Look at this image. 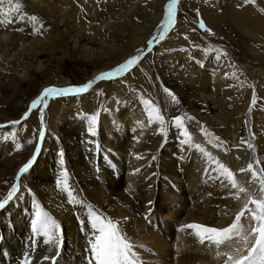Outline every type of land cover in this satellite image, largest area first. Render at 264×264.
<instances>
[{
    "label": "rangeland",
    "instance_id": "rangeland-1",
    "mask_svg": "<svg viewBox=\"0 0 264 264\" xmlns=\"http://www.w3.org/2000/svg\"><path fill=\"white\" fill-rule=\"evenodd\" d=\"M78 1L80 2V0ZM108 1L113 5L112 11L121 12L123 9L131 7L133 5V2L137 0H105V2ZM147 1L148 0H138L137 2L139 6L137 5V8L139 11L138 15H135V19L132 21L122 19L123 25L119 26L118 32L112 33L106 38L108 40H111L112 42L116 41V43L118 42V44H121L132 37L133 32L131 30V25L132 23H135L136 20H138L140 17H142L141 13L144 7L150 6L149 4L151 2L149 1L151 0H149L148 2ZM79 2L76 5V10L74 9L75 11H72V9L69 10L71 12L70 16H68L64 10V12L60 11V8L58 7L56 9L52 8L51 10L24 8L22 14L18 16L16 21L17 25H19L18 31L23 32L25 30H31L33 34L31 33V39H29V41H31L32 38L35 40H43V38L46 37L45 29L48 28V26L51 28L53 23L56 22L62 24L63 27L66 24L65 28L68 29L69 27H71V29L69 28V30L71 31L76 30L80 33H83L84 31V34L86 35L90 33L92 34L93 31L88 30L89 26H86L85 23L82 22L84 20H88L85 15L87 0H84V2ZM168 3L169 2L165 3L164 10H162V18L159 17L154 30H152V32H150L146 37V43H141L138 46L139 48L137 47V49H134L133 52H131L129 55L127 54L122 59V56L116 57L117 60H120L119 62H117L118 64L115 63L116 65L113 64L114 66L111 65V67L101 70L98 72V74H96L98 76L103 72H108L116 68L118 65L124 63L127 59L134 55L140 56V60L135 65L130 66L129 69H127L124 73L114 74L113 78L111 79L95 81V78L97 76H91L92 73L99 67V60L97 61V63L92 59H88V57H83V54H77L74 52H71V55L61 51L54 52V50L42 53L39 52L42 49V46H40L41 44L38 43V41L33 44V49L36 51L38 50L37 53L40 55L37 56V54H34L33 52L28 54L27 51V55L25 58L26 60L24 61L23 66H26L29 70L28 78L22 80V83L20 87H18L16 92L14 91L13 86L9 85L8 90H13V92L15 93L12 98H8L7 100H5L6 103H4L3 105L1 104L0 106V116L3 120V122H1V125H4V127H6L0 128V130H5L4 133L7 135V137H10L14 140V149L16 151V154L18 153L20 156L18 165V167L20 166L19 169L23 167V165L27 163V161L34 154L37 155V162L40 157L38 155L42 152L44 147V152H47L48 154L53 152L55 156L56 154L58 155L60 152H63L64 160H67L64 152L75 147L76 150L81 151L77 156V158L81 157V165H83L84 168H87L88 165H91V167H93L92 172L94 174V178L100 180L101 177L102 180L107 183V186H110L109 189H114L115 187V190L117 189L119 191H124L127 197H129L128 199L134 197V195L131 194V191L137 194L138 191L141 190L142 194V190H145L146 193L149 194L152 189H156V191H158L155 186L158 182L155 184H149V186L148 182L146 181L147 187L143 188V184H140L137 181L139 179H146V176L143 175L144 178L142 176L131 177L128 176L127 172H122L121 169L118 168L119 157L117 154L119 153V151L123 152L122 150H124L123 154L126 153L127 155L129 153L128 156L133 155V158H135L137 155L139 156L140 153L143 155V159H147V156H151L149 159H147V161H149L150 163L152 161V166L155 167L156 157L158 156L157 154L160 151L164 153V151L167 149V146L165 147V150L163 149V147L170 141L168 136H166L168 125L174 126L175 124H177L174 118L179 116L182 117V122L181 124H179V126L181 127V130L184 134L187 132V137H190V139L188 140L194 142L200 147H198L199 152L203 151L205 154L207 153L206 162L208 166L211 167L207 169V174L203 173V178L208 182V184L211 185L212 181L213 184H216L217 179H212L211 177H215L216 173L221 171L218 166L220 163H222L235 174V178L237 179L239 185L244 186L248 190V193L254 194L253 198H261V193L259 192V181L252 180L251 172L246 171L241 173L239 172V169L247 168L250 162H253V167L256 171H259L260 168H264V149H262V145L264 148V91H262V85L256 86V88L254 87L255 83L253 81V77L248 75L247 70L244 67L247 64H255L264 67V62H261L259 60V57L254 58V56L251 55L252 53L250 52L248 45L252 44V41L245 33L241 31V29H239L237 24L232 21L233 19L231 18V15L227 10V0H178L177 4L182 5V9L180 5H176V8L174 10L173 22L171 25H169V30L166 32L163 31V36H161V33L160 35L158 34L159 31L163 28L162 21L164 20V17L167 13ZM209 5H211V7L217 8L220 15L227 16L225 18V23L221 25L220 29H218V27L212 26V23H210L204 15V8ZM7 11H12V9H9V7H4L2 11L0 10V13H6ZM32 15H35L37 17V21L34 22L29 19V17ZM60 15L62 17H60ZM21 16H23V19L20 18ZM9 19L11 21L13 20L12 18ZM19 19L21 20L20 22ZM201 21H203L205 27L200 26ZM67 22L70 26H68ZM208 29H210L211 31H208ZM153 37H156V39H153ZM47 38L49 37L47 36ZM101 38L102 36H97L94 39V47L99 46V41L101 40ZM148 40H151L152 43L149 44ZM176 40H178V45H175ZM254 46H257V43H255ZM154 48L156 49V52L154 51L155 54L151 51ZM218 49L221 50V52H223L224 49L225 52H228L226 49H229L233 53V55L235 56L236 65L239 67L238 69L240 71V79L242 77L241 82L243 81V84H241L242 87H240L242 90V96L244 95V97L246 96L248 98V96L251 95L250 98H252V100L250 99L251 110L249 112L251 121H246L243 124L241 133L236 139L231 136V133L229 134L221 128L220 130L213 129L210 121L211 115L205 118L204 114L206 112V108L197 104L198 94L195 83L193 81L195 79V74L192 65L201 64L203 68L204 61L211 58V54L212 56L217 55ZM145 59H147L151 77H140L138 75L130 79L131 74H133L136 70L140 72L139 66L145 61ZM39 61L42 62L41 68L39 67ZM187 61L191 65H189ZM14 68L19 71L23 67L20 63L16 62ZM20 73L21 72H16V75L21 76ZM13 74L14 73H12V75ZM141 79L143 81H141ZM93 80L95 82L93 83L92 87L86 92L77 94L70 93L68 94L70 96H46V107L43 103L39 104L36 108H33L31 110L27 119H22L24 117V114L26 112H29V107L32 104V101L37 99V97L40 96L45 88H68L82 86L83 84ZM165 88L169 89L172 93L175 94V96L179 100V103H175L172 100V97L168 94V92L165 91ZM70 97H72L73 99ZM253 99H255V103H253ZM146 101H151L152 105L160 110V114L164 117V124H161L158 120L155 119H153V122L149 123V106L145 103ZM193 106L197 109V111L191 109ZM48 107L49 109L54 108L52 109V113L50 115V117L53 118L52 124L50 123L49 126H55V132L50 131L48 124L46 126L41 122V114H43L44 120V115L49 110ZM126 107H129L128 110H131V113L127 117V119H130L131 121L128 125H126L122 121L123 116L120 115V111L121 114H123V110ZM197 113L203 114L204 119L198 118ZM102 115H104L105 118H108V120L110 119V122H112V124H109L111 125V129L109 128L110 131L108 129L109 135L113 136V139L115 141L117 140V138L120 139L121 144L115 150L113 149V146L109 141L102 138V135L100 133L102 128L100 126L99 120L101 119ZM92 116L97 117V122L95 125H92L91 123ZM11 121H20V123L13 125L10 123ZM37 122H40V126L36 124ZM156 124L158 128L156 132L159 131L163 136V143L161 147H158L157 149H155L154 147L152 148L153 143L156 141V138L154 139L155 135L152 132V127ZM249 124L250 126L254 127L253 133L249 128ZM112 126L113 128H116V130H112ZM92 127H95V136H93L89 131V129ZM41 130H43L45 133L43 140H41L39 136ZM135 131L138 133H136ZM56 132L57 134H55ZM259 136H261L260 141H258ZM55 140H57L56 143H54ZM242 140L244 141V143H241ZM186 141L187 139L185 138V142ZM129 143L134 144L135 146L134 150L130 152L127 151V144ZM5 144L6 141L0 138V149H3ZM97 144L99 145V149L97 148ZM248 144H251L252 148H249ZM38 146L39 153L37 154L36 149ZM83 147L88 149L85 150ZM245 149H247L248 153L243 152ZM194 151L190 153V157H192V160L197 161V153H195ZM82 153H84L85 155H82ZM246 157H249L248 160H246ZM84 158L87 160H85ZM84 161L86 163L88 162L89 164H86ZM255 161H259V164H256ZM36 162L32 165V167L36 164ZM54 168L55 167L50 168L49 173H52L54 171ZM19 169H17L16 175H14L15 177L12 182L10 181L8 183V185H10L7 190L10 191L12 185L16 184L18 186L16 193L25 194L26 192H23L21 190L23 187L21 186L20 181L25 180L28 173H24L18 178L17 173H19ZM178 171L180 173V169ZM213 171L214 173H211ZM99 173L101 174V176L97 178ZM223 177L227 181V183L224 184V187L226 186L225 188H228V196H225L223 194V191L225 190L224 188L223 190L218 189L217 193L219 194V196H212L208 199H202L199 197V193L202 190L200 188L201 186H198L197 190H192L189 179L184 178L183 185H180V189L182 192H180V190L177 191L176 187L178 185L170 183L169 179H165L163 184V187L165 188L163 190V193L161 194L162 198H160V196L154 190L155 196L153 202L155 206L150 210V212H152V215L155 214V216H152L150 220L147 219V213L144 212L141 214V212H138L136 209H133L130 205H128L131 208L130 209L128 207L130 209V216L132 217V219H134L135 221L141 220V224L140 222H137L138 225L137 228H135L132 222L133 220L127 218L125 220V222L127 223L124 222L125 224L121 226L122 230L125 232L124 234H126V236L128 235L127 237H129L132 235V233L129 231L131 229H163V227L165 228V226L167 227L166 229L189 230L190 228L184 227L188 224H199L207 227L222 228V226L218 224L219 214L222 212L223 208L228 206V209L231 212L228 215L229 221L227 220L228 222L226 221L224 223L225 225L223 224V227H227L233 222L235 214L238 213L243 207V203L245 200H247L248 196L242 193L240 194V200L235 199L232 193L236 190L232 189L230 182L225 176ZM168 182L170 185L168 184ZM216 187L217 186L214 185V188ZM174 189H176L175 192L179 194V197L176 198V200H178L176 202L177 205H171V200L176 201L170 192V190ZM189 190L191 191L189 192ZM80 193L84 194L83 192ZM229 193L232 196L229 195ZM158 197L160 206L170 205L172 206V208L176 207L175 209L181 208L180 211L183 210V218H180L181 222H179L178 225H172L169 227L170 224L166 222L168 217H165V215H163V212H160L157 209L156 201ZM223 198L226 201H229L228 199H230L227 205L222 202ZM209 199L211 201H209ZM150 201L148 200L147 203H149ZM230 202H232V205ZM24 204V209L29 211L28 207L32 204V200L30 199V197H28L27 199L24 197ZM249 207L255 209L254 205H249ZM2 210L3 209H0V216H2ZM21 212L16 215V221L13 219V217L8 219L10 223L9 225L7 224L6 220L2 219L0 221V233H5L6 231L4 229H18V227L23 228V224L27 221L29 222L30 215H28V217L24 220L21 216ZM241 223H243L247 227L249 224L254 222L251 221V218L249 216L247 220L242 217ZM189 231L194 232V229ZM184 232L186 233L185 230ZM184 232V237H173L171 238L172 241L170 242V250L174 251L173 253L175 254L172 259L176 257L177 261L178 258L179 260L182 258V254H186L184 253V249H186L185 246L188 247L190 245V242L185 240L187 239V237ZM16 233L17 232H14L13 234L11 233L12 238H17ZM44 237H39L36 239V241H46V237ZM178 239H180L179 242ZM145 241V243H148V240ZM134 242L137 243V241H133V243ZM143 247L144 248L140 250L150 253H153L155 249H153L154 246L150 248L149 246L146 247L145 245H143ZM238 247H243L242 242H236L235 244H233V247H229L228 253L234 255L235 250ZM182 248L183 251L180 250ZM178 252L179 254H177ZM29 258L27 257L23 262H28ZM175 260L176 259L172 261ZM149 262L153 264H160L152 261Z\"/></svg>",
    "mask_w": 264,
    "mask_h": 264
},
{
    "label": "bare ground",
    "instance_id": "bare-ground-1",
    "mask_svg": "<svg viewBox=\"0 0 264 264\" xmlns=\"http://www.w3.org/2000/svg\"><path fill=\"white\" fill-rule=\"evenodd\" d=\"M137 1H134L131 7L125 8L123 10L121 9V12H114L112 11L113 5L109 1L105 2V0H87V8L85 11V15L88 20H84L82 22L85 23L86 26H89L88 30L93 31L92 34L90 33L86 35L84 34V31L83 33H80L76 30L71 31L69 30V28L71 29V27H69L68 29L65 28L66 24L63 27V25L60 23L52 22V27L50 28L48 26V28L45 29L46 37H44L43 40H35L32 38V40L29 41V39H31L32 31L25 30L23 32H19V25H17L16 22L18 16L22 14L24 8L51 10L52 8L56 9L58 7L60 8V11L64 10L66 14L70 16L71 12L69 10L72 9V11H75L76 5L79 1L12 0V2L9 3L8 0H3V2L0 3L1 11L2 9H4V7L14 9L17 4H19L20 7L19 11L12 10L9 12L7 11L6 13H0V21H3V23H0V106L1 104L3 105L4 103H6L5 100H7L8 98H12L18 87H20L22 80L28 78L29 70L26 66H23V63L26 60L25 58L27 55V51L28 54L33 52L34 54H37V56L40 55L37 53L38 50L36 51L33 49V44L36 41L41 44L40 46H42V49L39 52L42 53L50 52L52 50H54V52L61 51L66 54L74 52L77 54H83V57H88V59H92L96 62L99 60V63L97 62L99 64V67L96 69V71L92 73V75L90 74L91 76L98 74V72L101 70L111 67V65H116L115 63L120 61L117 60L116 57L122 56V59L127 54L129 55L131 52H133L134 49H137V47L141 43H146V37L150 32H152V30H154L159 17L162 18V10H164L165 3L169 2L168 0H148L149 2H151L149 4L150 6H145L141 13L142 17L136 20V22L134 21L135 23H132L131 30L133 34L132 37H130L127 41L118 44V42L116 43L115 41L116 39L114 40L115 42H112L111 40H108L106 38L112 33L118 32L119 26L123 25L122 19H126L127 21H132L135 19V15H138L139 11L137 8ZM80 2H84V0H80ZM180 7L182 9V5H180ZM227 10L231 15V18L233 19L232 21L235 22L239 29H241V31L245 33L252 41V44L248 45L249 50L252 53L251 55H253L254 58L259 57V60L261 62H264V0H227ZM204 15L207 20L212 23L211 25L218 27V29H220L221 25L225 23V18L227 17L225 15H220L217 8L211 7V5L204 8ZM60 17L62 16L60 15ZM9 18H12L13 20L11 21ZM20 21L21 20L19 19V22ZM68 26L70 25L68 24ZM162 32L163 30L161 29L158 35H160L161 33V36H163ZM47 36L49 38H47ZM97 36H102V38L99 41V46L94 47V39ZM177 41L178 40H176L175 45H178ZM255 43H257V46H254ZM155 50V48L152 49V53ZM224 50L223 52H221V50L218 49L217 55L215 56H212L211 54V58L204 61L203 68L201 64L192 65L195 74V79L193 81L195 83V87L198 94L197 104L206 108V112L204 114L205 118L211 115L210 121L212 128L219 130L221 128L227 133H231V136L236 139L241 133L243 124L246 121H251L249 112L251 110L250 103L252 98H250L251 95H249L248 98L246 96L244 97V95L242 96V90L240 87H242L241 84H243V81L241 82L242 77L240 79V71L238 69L239 67L236 65L235 56L229 49H226L228 52H225ZM16 62L20 63L23 67L19 71L14 68ZM259 66L255 64H247L244 67L247 70L248 75L253 77V81L255 83L254 87L256 88V86L262 85V91H264V67ZM39 67H42V62L40 61ZM139 69L140 72L136 70L133 74H131L130 79L138 75L140 77H151V72L148 66L147 59H145V61L139 66ZM16 72H21V76L16 75ZM12 73L14 74L12 75ZM141 81L143 80L141 79ZM9 85L13 86L15 92H13V90H8ZM52 109H49L48 112H46L47 114L45 113L44 115L43 124L46 126L47 124L48 126L50 123L52 124L53 118L50 117ZM128 109L129 107H126L123 110V114H121L120 111V115L123 116L122 121L126 125L130 124L131 122L130 119H127L129 114L131 113V110ZM191 109L197 111L194 106ZM204 115L197 113L198 118L201 119H204ZM1 122H3V120L0 116V125ZM99 123L102 128L101 131L99 130L102 135V138L104 140L109 141L110 144L113 146L114 150L117 149L121 142L119 138H117V140L115 141L113 139L114 137L109 135L108 129L111 127V125L109 124H112V122H110V119L108 120V118H105L104 115H102L101 119L99 120ZM36 124L40 126V122H37ZM49 128L51 132H55V126H49ZM249 128L253 133L254 127L250 126L249 124ZM157 129V124L152 127V132L155 135L154 139L156 138V141H153L154 143L152 148L154 147L155 149L161 147L163 143V136L159 131L156 132ZM112 130H116V128H113L112 126ZM4 131L0 130V138L6 141L4 148L0 149L1 200L4 199L5 196H7V188H9L10 185H8V183L10 181L12 182L15 177L14 175H16L17 169H19L20 167H18L20 156L18 153L16 154V151L14 149V140L10 137H7ZM55 134H57V132ZM166 136H168L170 141L167 145H164L163 149L165 150L166 146L167 149L164 151V153L159 150L160 152L157 154L158 156L156 157L155 161V165L159 167H153L152 161L151 163L147 161V159H149L151 156H147V159H143V155L140 153L139 156L137 155L135 158H133V155L128 156L129 153L127 155L126 153L123 154L124 150H122L123 152L119 151V153L117 154L119 157L118 168L121 169L122 172H127L128 176L131 177L142 176L144 178L143 175L146 176V179H139L137 181L140 184H143V188L147 187V182L148 185L155 184L158 182L155 185L158 191H156V189H152L149 194L146 193L145 190H142V194L141 190H139L137 194L131 191V194L134 195V197L130 199H128L129 197H127L124 191H119L117 189L115 190V187L114 189H109L110 186L108 187L107 183L102 180V178L100 177V173L97 177H100V180L95 179L93 176L94 174L92 172L93 167H91V165H88L89 167L87 166V168H84V166L81 165V157L77 158L79 152L81 151L76 150L75 147L64 152V155L67 160L63 159V164L60 163L61 158L59 154L61 152L58 155L56 154V156L53 152L48 154L47 152H44V147L42 152L38 155L40 157L37 160L36 164L28 170V174L25 180L20 181L21 186L23 187L21 190L26 193H16L14 195V198H12V200L6 205V207L1 212L2 216H0V221L2 219L6 220L8 225L10 224L8 219L13 217V219L16 221V215L19 214V212L21 211L22 218L25 220L28 215H30V220L29 222L27 221L23 224V228L18 227V229H4L6 232L0 233V264H25L23 261L27 257H30L28 264H53V258L55 264H88V261L91 258V253L89 251V240L92 238V228L90 225L91 217L89 215L88 206L90 205L97 209L100 213L106 214V216H108L109 218H112L115 221H119L120 226L127 223L125 222V220L129 218L133 220L132 222L135 228H137V222H140L141 220L135 221L134 219H132V217L130 216L131 208L128 205H130L133 209H136L138 212H141V214L144 212L147 213L146 215H148V218H146L150 220L152 216H155V214L152 215V212H150V210L155 206L153 202L155 196L154 190L160 196V198H162L161 194L163 193V190L165 188L163 187L165 179H169L170 183L178 185L176 189L177 191L180 190V192H182L180 189V185H183L184 178L189 179L193 191L197 190L198 186H201L200 188L202 190L199 193V197L202 199H208L212 196H219V194L217 193L218 189L223 190L226 187H224V184H226L227 181L224 179L223 176H221V171L217 172L215 177H211L212 179H217L216 184H213L212 181L211 185H209L208 182L203 178V173L207 174V169L211 167L208 166L206 162L207 153L205 154L203 151H198L200 147L198 148L194 142L188 140L189 138L182 132L179 124H175L174 126L168 125ZM185 138L190 143L187 141L185 142ZM260 139L261 136H259L258 141H260ZM56 141L57 140H55L54 143H56ZM134 148V144H127V151H133ZM84 149L86 150L88 148ZM262 149H264L263 145ZM193 151L197 153V161L192 160V157H190V153ZM243 152L248 153L247 149H245ZM82 155L85 154L82 153ZM248 158L249 157H246V160H248ZM53 167H55L54 171L52 173H49L50 168ZM179 169L180 173L178 171ZM65 170H67L68 172L67 183L71 188L73 195L76 196L78 200L86 201V204L82 205L68 202L69 197L67 191L64 190V185L62 183L58 185V181L63 179L62 173ZM214 171L211 173H214ZM214 185L217 186V189L214 188ZM176 189L170 190L171 195H173V198L175 200L179 197V194L175 192ZM190 191L191 190H189V192ZM80 192H83L84 194H81ZM223 194L225 196H228V188H225ZM229 195L231 194L229 193ZM24 197L26 199L30 197V199L32 200L31 206L29 205L28 207L29 211L24 209ZM148 200H152L151 203H147ZM228 200L230 201V199ZM177 201L178 200H171V205H177ZM209 201L211 200L209 199ZM229 201L224 200V198L222 199V202H224L226 205ZM232 202H230L231 205ZM156 205L157 209L160 212H163V215H165V217H168L166 222L170 224L169 227L172 225H178L179 222H181L180 218H183V210L180 211L181 208L175 209L176 207L172 208V206L170 205L160 206L159 197L157 198ZM223 209L222 212L219 214L218 219V224L222 227L225 225L224 223L227 220L229 221L228 215L231 213L228 209V206ZM38 212L41 214L47 213L48 215H50L57 226L51 228L48 231L47 235L44 234L43 229H41V231L39 232L33 231V221L36 219V215ZM166 228L167 227L165 226V228L163 227V229L141 228L129 230L133 235L128 237L130 241H137V243L134 242L136 245H145L146 247L149 246L150 248L154 246L153 249L155 248L154 252L152 251L153 253L140 250L144 247H138L137 249H135L139 255L140 260L142 261V264H153L149 261L157 262L160 264H224V261L227 259L226 256L218 255L217 253H228L229 247L221 245L219 248H217L215 245L210 244L207 241L202 244L200 243L199 238L194 234L195 230L194 232L189 231L193 229H180V231L177 229ZM184 230L186 231V233L184 232ZM14 232H17V238H12L11 233L13 234ZM183 232L187 237V239L185 240L190 242V245L188 247L185 246L186 249H184V253L186 254H182L183 256L180 260L178 258L177 261V258L174 257V259H176L175 261H177L175 262L172 261L174 260L172 259V257L175 255L173 253L174 251L170 250V242L172 241L171 238L177 236L184 237ZM123 233L125 232L123 231ZM44 236L46 237V241H36L37 238ZM49 237H51V240H49ZM145 240H148V243H145ZM179 240L180 239H178V242ZM235 243L236 242H233L230 247H233V244ZM180 250L183 251V248ZM177 254H179V252ZM45 257H48V259H44Z\"/></svg>",
    "mask_w": 264,
    "mask_h": 264
},
{
    "label": "snow or ice",
    "instance_id": "snow-or-ice-1",
    "mask_svg": "<svg viewBox=\"0 0 264 264\" xmlns=\"http://www.w3.org/2000/svg\"><path fill=\"white\" fill-rule=\"evenodd\" d=\"M3 0H0L2 3ZM9 3L12 0H8ZM178 0H169L167 4V13L162 21L164 32L169 30V25L173 22L174 10ZM20 5L17 4L13 11H19ZM23 19V16L20 17ZM32 21H37V17L32 15L29 17ZM3 23V21H0ZM201 27H205L203 21L200 22ZM208 31H211L208 29ZM156 39V37H153ZM149 44L152 43L151 40L148 41ZM140 60V56L134 55L127 59L124 63L118 65L116 68L103 72L95 78V81L107 80L113 78L114 74L124 73L130 66L135 65ZM95 81H89L82 86L68 87V88H55L49 87L45 88L37 99L32 101V104L29 107V112L24 114L22 119H27L29 113L33 108H36L39 104H44L47 106L45 100L46 96L50 95H68V94H77L86 92L90 89ZM165 91L172 97V100L175 103H179V100L169 89L165 88ZM148 108L149 123L153 122V119L158 120L161 124H164V117L160 114V110L152 105L151 101L145 102ZM255 103V99H253ZM155 114V115H154ZM177 124H181L182 117L174 118ZM194 119V118H193ZM41 122L43 124V114H41ZM97 122V117H91L92 125H95ZM11 124H19L20 121H11ZM4 127V125H0ZM93 136L96 135L95 127L89 129ZM44 131L41 130L39 133L40 139L44 138ZM185 135H188L187 132ZM190 139V137H189ZM218 139V138H217ZM241 143H244L242 140ZM19 147V146H18ZM197 147H199L197 145ZM249 148H252L251 144H248ZM99 149V145L97 144ZM36 153H39V146L36 149ZM61 160L60 163L63 164V153H60ZM139 158V157H138ZM37 155L34 154L28 161L19 169L18 178L20 175L27 173L32 165L36 162ZM256 164H259V161H255ZM219 169L221 170V176H225L231 184V188L236 190L232 193L235 199L240 200L242 193L248 196L247 200L244 201L243 207L238 213L235 214L233 222L227 227L215 228L207 227L199 224H188L185 225V228H190L195 230V235L199 238L200 243H205L206 241L210 244L215 245L219 248L221 245L225 247H230L233 242H242L243 247H238L235 250V254H229L227 252L220 253L218 255L226 256L227 259L224 261V264H264V168H260L259 171L254 170L253 162H250L247 168L239 169V172H251L252 180L259 181V192L261 193L260 199L253 198L254 194L248 193V190L238 184L235 174L224 164H219ZM62 180L58 181L59 184L64 185V190L67 191L69 203L75 204H86V201L78 200L76 196L73 195L71 188L67 183L68 172L65 170L62 173ZM251 183V181H250ZM18 186L16 184L12 185L11 190L8 192L7 196L0 200V209H4L6 205L12 200L15 195ZM151 203V201L149 202ZM249 205H254L255 209L250 208ZM90 219V225L92 228V238L89 240V251L91 253V258L88 261V264H142V261L139 258V255L135 249L138 247H143V245H136L123 233L119 221H115L112 218H109L103 213H100L97 209L92 206H88ZM247 213V215H246ZM227 214V213H225ZM250 216L251 221L254 223L249 224L247 227L241 223L242 217L246 220ZM126 219V218H125ZM57 227L55 221L47 213H37L36 219L33 221V231L39 232L41 229L44 230V234L47 235L48 231L51 228ZM51 240V237H49ZM44 259H48L45 257ZM25 264H28L26 261ZM53 264H55L53 258Z\"/></svg>",
    "mask_w": 264,
    "mask_h": 264
}]
</instances>
